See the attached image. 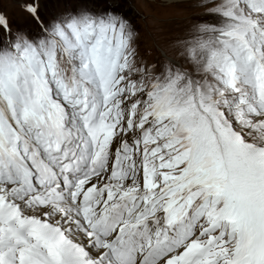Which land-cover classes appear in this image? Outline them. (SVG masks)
I'll list each match as a JSON object with an SVG mask.
<instances>
[{"label":"snow or ice","instance_id":"1","mask_svg":"<svg viewBox=\"0 0 264 264\" xmlns=\"http://www.w3.org/2000/svg\"><path fill=\"white\" fill-rule=\"evenodd\" d=\"M0 264H264V0H0Z\"/></svg>","mask_w":264,"mask_h":264}]
</instances>
